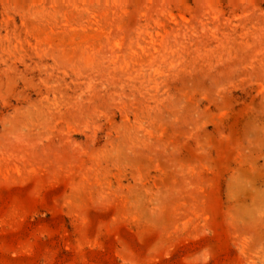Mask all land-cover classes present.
<instances>
[{"label": "rangeland", "instance_id": "374dc122", "mask_svg": "<svg viewBox=\"0 0 264 264\" xmlns=\"http://www.w3.org/2000/svg\"><path fill=\"white\" fill-rule=\"evenodd\" d=\"M0 264H264V0H0Z\"/></svg>", "mask_w": 264, "mask_h": 264}]
</instances>
